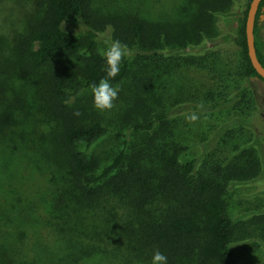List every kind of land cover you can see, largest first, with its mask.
Returning a JSON list of instances; mask_svg holds the SVG:
<instances>
[{
    "label": "rangeland",
    "instance_id": "1",
    "mask_svg": "<svg viewBox=\"0 0 264 264\" xmlns=\"http://www.w3.org/2000/svg\"><path fill=\"white\" fill-rule=\"evenodd\" d=\"M246 1L236 0L224 16H214L219 30L214 38L219 43L206 44L209 55L204 54L200 64V42L196 40L185 50L166 49L175 56L150 62L125 29L127 19L134 17L162 23L164 41L179 43L188 35L200 0H86L83 17L72 20L68 28L95 40L96 48L104 47L105 41L125 39L128 55L122 63H129L128 76L116 86L111 109L96 110L89 89L70 105L83 109L86 120L97 118L109 129L88 149L99 161L95 175L122 147L141 146L143 136L132 124L156 114L163 116L156 121L162 142L186 146L183 159H195L201 171L221 164L235 173L239 165L246 167L253 154L262 166L258 177L228 182L222 198L225 215L233 222L231 264H264V84L250 82L257 106L254 111L249 105L239 108L222 103L217 90L239 84L231 74L240 72L243 63L237 41ZM39 11L35 0H0V37L7 46L23 34ZM259 39L264 59V22ZM8 54L6 48L0 62ZM20 73L8 70L2 90L6 98L19 101L7 109L0 106V264H120L102 252L106 247L99 231L106 229L99 218L102 201L95 203L99 207L86 210L74 206L62 193L61 178L66 175L55 161L59 123L39 97L40 72ZM225 73L226 79L221 76ZM73 243V248L90 243L98 249L92 256L71 258L66 254Z\"/></svg>",
    "mask_w": 264,
    "mask_h": 264
},
{
    "label": "trees",
    "instance_id": "2",
    "mask_svg": "<svg viewBox=\"0 0 264 264\" xmlns=\"http://www.w3.org/2000/svg\"><path fill=\"white\" fill-rule=\"evenodd\" d=\"M235 1L200 0V9L188 24V35L176 44L164 41L162 34L166 29L162 23L153 24L134 17L127 19L125 29L150 62L157 57L165 58L168 48L185 50L191 40H196L200 42L202 64L204 54L209 55L206 44L211 42L217 46L219 43L214 38L219 31L214 16H224ZM249 1L241 11L243 23ZM35 3L40 11L27 23L23 34L15 37L10 46L0 37V58L6 48L9 51L6 60L0 62V106L7 109L19 101L14 97L6 98L2 91L8 70L16 75L30 70L40 72L39 97L59 123L55 161L66 175L61 178L60 189L66 200L68 198L78 208H97L95 203L102 201L99 218L106 229L99 231L103 235L101 241L106 244L103 254L116 258L120 264H150L154 251L162 252L168 264H231L233 222L225 215L222 194L228 182L257 178L262 167L259 159L251 154L246 167L239 165L235 173L230 167L223 169L221 164L201 171L195 159H183L186 146L170 140L162 142L156 121L163 116L156 114L153 119L144 118L132 124L143 136L141 146L122 147L95 175L99 161L88 149L109 129L97 118L86 120L83 109L70 105L79 93L89 89V84L105 76L96 41L67 26L72 20L83 17L87 2L35 0ZM263 22L264 0H261L254 22V46L257 59L264 67L259 47V29ZM241 31L237 45L242 54V71L231 74L239 79V84L235 82L232 87L227 85L217 90L222 103H233L239 108L249 105L254 111L257 106L250 82H264L246 55L243 25ZM118 40L128 45L125 39ZM128 68L129 63L124 61L110 84L117 86L124 80ZM227 74L221 76L226 79ZM76 146L81 148L76 149ZM261 221L264 224V216ZM73 246L74 243L66 254L71 258L89 257L98 249L90 243Z\"/></svg>",
    "mask_w": 264,
    "mask_h": 264
},
{
    "label": "clouds",
    "instance_id": "3",
    "mask_svg": "<svg viewBox=\"0 0 264 264\" xmlns=\"http://www.w3.org/2000/svg\"><path fill=\"white\" fill-rule=\"evenodd\" d=\"M104 44V47L97 48V54L103 60L105 76L88 85L93 107L98 111L109 110L113 107L118 88L110 84V81L120 72L122 59L128 55V46L118 39L105 41ZM150 264H168V258L162 252L154 251Z\"/></svg>",
    "mask_w": 264,
    "mask_h": 264
},
{
    "label": "water",
    "instance_id": "4",
    "mask_svg": "<svg viewBox=\"0 0 264 264\" xmlns=\"http://www.w3.org/2000/svg\"><path fill=\"white\" fill-rule=\"evenodd\" d=\"M260 2L261 0H250L248 3L243 23V37L246 47V55L248 57L249 63L256 74L264 82V67L257 59L254 46V22Z\"/></svg>",
    "mask_w": 264,
    "mask_h": 264
}]
</instances>
